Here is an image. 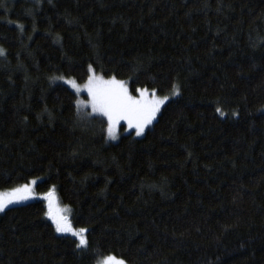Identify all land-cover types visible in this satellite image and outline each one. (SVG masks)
Listing matches in <instances>:
<instances>
[{
	"label": "trees",
	"instance_id": "1",
	"mask_svg": "<svg viewBox=\"0 0 264 264\" xmlns=\"http://www.w3.org/2000/svg\"><path fill=\"white\" fill-rule=\"evenodd\" d=\"M0 49V193L37 179L87 230L11 206L0 264H264V0H0ZM89 66L180 94L110 142L54 80Z\"/></svg>",
	"mask_w": 264,
	"mask_h": 264
},
{
	"label": "snow or ice",
	"instance_id": "2",
	"mask_svg": "<svg viewBox=\"0 0 264 264\" xmlns=\"http://www.w3.org/2000/svg\"><path fill=\"white\" fill-rule=\"evenodd\" d=\"M22 28V26H21ZM0 55H4V51L0 49ZM89 75L87 84L88 95L90 96V104L93 113H97L107 118V133L109 138L116 139V127L120 121H126L129 128L136 130V135L140 136L144 133V129L150 125L156 118V114L160 111L161 106L168 100V96L158 97L155 90L148 93L147 89H136L139 96L132 95L124 81H118L115 78L104 80L94 74V70L89 66ZM62 79V78H61ZM77 92L80 91L79 86L75 81H67ZM174 95H179V90L174 86ZM82 104V101H77V105ZM217 112L223 115L220 108ZM36 181H31L30 184H24L12 189L10 192L0 193V212H4L9 205L19 203L30 198L32 186ZM48 201L47 217L55 225V230L58 233H71L79 238L77 247H86L87 240L84 233L87 231L84 228L73 229L68 221L67 216L62 214V210L56 206L53 192H49L43 197ZM103 264H125L123 259H117L115 256L106 257Z\"/></svg>",
	"mask_w": 264,
	"mask_h": 264
},
{
	"label": "rangeland",
	"instance_id": "3",
	"mask_svg": "<svg viewBox=\"0 0 264 264\" xmlns=\"http://www.w3.org/2000/svg\"><path fill=\"white\" fill-rule=\"evenodd\" d=\"M91 74H93V73H90L89 75H91ZM95 75H96V74H95ZM96 76H98V75H96ZM98 77H100V76H98ZM61 78H62V79H61ZM103 79H104V78H103ZM109 79H112V78H109ZM109 79H104V80H109ZM54 80H55L56 82L62 83L63 85L67 86L71 91L74 92V94H75L76 97H77V99H76V104H77V101H78V100H79V101H82V104L77 105V107H78V111H79L80 115H82V116H84V115H88V116H98V117L103 118V119L106 121V136H107V140L110 141V142H116V141L119 139V137H120L121 134H132L134 137H141V136L144 135V133L146 132V130L148 129V127H150V125L152 124V123H151L150 125H148V126L144 129V133H143L142 135L137 136V135H136V130H135L134 128H129L128 125H127V122L122 120V121H120V123H119V124L117 125V127H116V139H111V138H109L108 133H107V127H108L107 118H106V117H103V116H101V115H99V114H97V113H93V112H92L91 104H90V100H91V98H90V96L88 95L87 88L85 87V85L87 84L88 79H87L84 83H77V82L75 81L76 85L79 86V88H80V91H79V92H77L76 89L73 88L71 84L67 83V81H74V80H72V79H67V78H63V77H57V78H55ZM148 93H149V95L151 96V93H152V92H151V91H148ZM134 96H139V92H137V94L134 95ZM156 96H157V95H156ZM158 97H160V96H158ZM168 97H169V100H168L166 103H168L171 99H173V98H174V95H169ZM166 103H165V104H166ZM165 104H164V105H165ZM164 105L161 106V109H162V107H163ZM161 109H160V110H161ZM159 112H160V111H159ZM159 112L156 114V117H157V115L159 114ZM154 120H155V119H154ZM154 120H153V121H154ZM32 181H33V180H32ZM35 181H36V183L39 182V180H37V179H35ZM30 183H31V181H30ZM30 183H29V184H30ZM35 185H36V184H35ZM35 185L32 186V192H31V194H30V198H29V199L24 200V201H21V202H19V203L11 204V205H9V207H11V206H16V205H21V204H26V203L34 202V201H41V202L44 203V205H45V207H46V213H47V211H48V201H47L46 199H44L43 197H44L45 195H47L50 191L47 192V193H45V194H38V193L35 192V190H34V186H35ZM6 192H10V191H6ZM6 192H1V193H6ZM51 192H53V194H54V201H55V203H56V206L62 210V214H63V215L67 216L68 221H69V223L71 224V227L74 229V227L72 226V223H71V209H70L69 207H67V206H63V205H61L60 202H59L58 199H57L56 193H55L53 190H51ZM9 207H8V208H9ZM1 213H2V212H0V214H1ZM47 218H48V217H47ZM48 219H49V218H48ZM49 221L52 223V221H51L50 219H49ZM52 225H53V227H54V229H55V225H54L53 223H52ZM55 232H56V230H55ZM56 233L59 234V235L69 236V237H71V238H74V239L78 242V244H79V238H78L77 236H73L71 233H58V232H56ZM84 237H85V233H84ZM85 239H86V238H85ZM107 257H109V256H107ZM105 258H106V257L100 259L99 261L96 262V264H103V261L105 260ZM116 258H117V257H116ZM117 259H119V258H117ZM125 264H127V263L125 262Z\"/></svg>",
	"mask_w": 264,
	"mask_h": 264
}]
</instances>
